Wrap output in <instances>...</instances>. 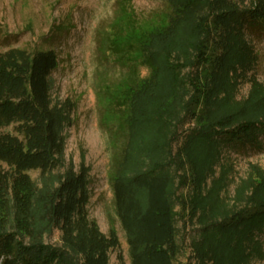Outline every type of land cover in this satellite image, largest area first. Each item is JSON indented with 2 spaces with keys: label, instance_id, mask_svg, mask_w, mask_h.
<instances>
[{
  "label": "trees",
  "instance_id": "16d2710c",
  "mask_svg": "<svg viewBox=\"0 0 264 264\" xmlns=\"http://www.w3.org/2000/svg\"><path fill=\"white\" fill-rule=\"evenodd\" d=\"M165 2L168 10L147 20L133 0H116L96 35L94 90L114 210L132 264H179V222L195 219L196 264H248L264 232V171L254 167L250 204L233 213L220 178L212 187L207 180L226 147L262 146L263 84L253 75L243 101L234 91L257 61L245 28L264 26V0L245 9L233 0ZM58 64L53 49H0V264H110L120 246L113 223L105 234L90 217L86 169L54 174L71 108L53 104ZM186 123L194 126L182 131ZM36 170L57 184L40 188ZM55 230L60 246L44 240Z\"/></svg>",
  "mask_w": 264,
  "mask_h": 264
},
{
  "label": "rangeland",
  "instance_id": "374dc122",
  "mask_svg": "<svg viewBox=\"0 0 264 264\" xmlns=\"http://www.w3.org/2000/svg\"><path fill=\"white\" fill-rule=\"evenodd\" d=\"M233 1L245 9L253 7L256 0ZM115 4L116 0H0V49L20 47L30 51H56L59 64L52 74L53 104L61 106L69 102L71 108L70 120L62 129L64 153L61 167L54 174L79 172L82 167L86 169L91 192L88 204L90 217L97 221L105 234L109 233L112 223L118 232L120 246L110 252V264H120L119 253H122L126 264H132L126 234L114 210L108 178L106 135L99 126L94 90V72L98 64L96 35L98 29L106 27L113 19ZM133 6L138 18L147 20L168 10L165 0H133ZM245 36L257 61L252 69L238 78L234 91L237 101L249 97L253 75L264 86V26H247ZM193 126L186 123L181 128L186 131ZM184 139L182 133L174 148ZM260 141L261 147H226L223 157L208 177L207 187L214 185V179L222 181L224 187L220 193L230 213L250 204L248 196L253 194V187H248V182L253 178L259 179L254 167L264 171V134ZM30 174L40 188L57 184L53 175L41 176L38 170ZM199 223L195 219L184 229L183 222H179L180 236L185 240L179 264L197 263L192 242L199 236ZM256 238L259 247H249L248 264H264V232ZM44 240L46 244L60 246V231L45 234Z\"/></svg>",
  "mask_w": 264,
  "mask_h": 264
}]
</instances>
